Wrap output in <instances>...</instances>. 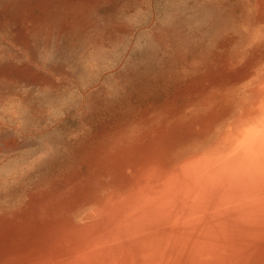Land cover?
<instances>
[{
  "label": "rangeland",
  "instance_id": "obj_1",
  "mask_svg": "<svg viewBox=\"0 0 264 264\" xmlns=\"http://www.w3.org/2000/svg\"><path fill=\"white\" fill-rule=\"evenodd\" d=\"M262 81L264 0H0V264L86 263L73 232L124 172L207 147Z\"/></svg>",
  "mask_w": 264,
  "mask_h": 264
},
{
  "label": "bare ground",
  "instance_id": "obj_2",
  "mask_svg": "<svg viewBox=\"0 0 264 264\" xmlns=\"http://www.w3.org/2000/svg\"><path fill=\"white\" fill-rule=\"evenodd\" d=\"M249 94V100H247V97L241 101L243 110L240 117L231 121L221 134L215 135L214 141L207 147L198 150V146L202 144L201 141L188 146L195 154L183 159L177 166L170 168L171 164L177 162L179 154L168 158L170 156L167 157L166 155H170L172 147L166 145L167 152L160 149L162 153L160 151L156 155L154 153L153 158L156 161L152 157L148 158L150 161L151 158L154 161V163L151 161L152 164L148 167L145 164L146 162H144L145 166H141V163L138 165V161L137 165L141 168L136 165L137 168L135 169L134 164L131 165V172L132 170L135 171L132 172V175L128 171L129 180L127 174L123 171L122 182H118L119 186L116 185L126 187L128 184L130 188L124 193V190L119 191V188L112 187L111 194L108 193L107 198L103 197V200L98 194L100 197H98V203L101 207L97 213L93 210V213L98 216V219H95L98 221H94L96 226L91 222H86L88 225H81L83 227L79 234L76 229L79 227L78 225L73 228L72 223H70L71 227L63 222L62 225H66L69 229H76V231L72 229L73 233L81 235L82 237L79 236L81 239L86 237L82 243L79 240L81 243L78 244L79 252L76 249L80 256L82 254L86 263L74 264L244 263L255 253L264 251V83L258 84L249 91ZM208 100L210 101L209 98ZM225 113L226 115L229 114L228 112ZM176 118L173 121H176ZM186 119L188 120V118ZM190 120L194 121L193 119ZM155 132L153 131L159 137L158 131ZM196 133L198 132L196 131ZM216 133H218L217 130ZM193 135L188 136L192 137ZM130 148L133 149L132 146ZM115 154L117 160L122 157ZM139 154L138 156H140ZM164 154L165 158L161 157ZM126 157H123L125 161H127ZM129 158L131 157L129 156ZM148 159L146 158V161H149ZM130 164H132V161ZM108 166L110 167V165ZM122 166L120 167L123 169L124 166ZM125 168L123 170H126ZM117 171L120 178L123 172L120 169ZM133 177L135 181H132ZM114 178L117 179V177ZM109 187L111 189V186ZM89 201L94 202L92 198ZM93 213L91 215H94ZM91 217L93 218V216ZM90 223L92 226L88 227ZM85 227L92 230L94 227H96L95 229L98 227L99 231L92 232L91 229L85 230ZM70 230L68 232H71ZM54 231L51 233L58 234L57 230V232ZM65 231L67 230L64 228L62 234L66 237L68 233ZM60 232L58 236L61 235ZM71 233H69V238L75 236ZM49 235L51 234L49 233ZM52 236L51 238H55ZM69 238L68 241L71 239L75 241L76 239L75 237L74 239ZM58 239L61 240L57 238V243H59ZM51 240L49 242L53 241ZM64 240L67 242L66 238L63 239L62 236V241L59 244L66 243ZM53 244H56L55 241ZM59 244L56 245L58 250L60 249ZM62 244L61 251L64 250L65 253L68 250H75L73 248L77 246L73 247L70 244V248L68 245L66 250L65 248L62 250V247L65 246L64 244L62 246ZM50 247H48L49 250H51ZM50 252H53V250ZM50 252L48 255L54 253ZM71 253V255L74 254ZM42 254L44 252L41 253V256L45 257ZM62 255L64 256V254ZM74 255L76 256V254ZM54 257L58 258V255H54ZM60 258L63 257L60 256ZM50 263L52 262L50 261Z\"/></svg>",
  "mask_w": 264,
  "mask_h": 264
}]
</instances>
